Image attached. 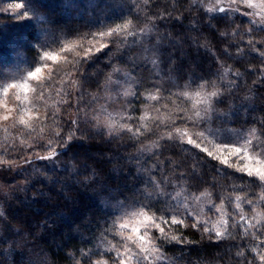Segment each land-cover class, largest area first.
<instances>
[{
    "label": "trees",
    "instance_id": "obj_1",
    "mask_svg": "<svg viewBox=\"0 0 264 264\" xmlns=\"http://www.w3.org/2000/svg\"><path fill=\"white\" fill-rule=\"evenodd\" d=\"M18 1L44 19L36 23L17 22L7 14L0 18V78L11 74L17 62L29 70H42L47 63L42 58L45 51L59 53L62 46L79 41L85 33L131 21L136 34L123 44H110L76 68L68 65L59 71L61 62L56 61L51 77L33 83L34 87L38 82L45 85V98H39L37 89L33 100L44 108V115L24 117L31 128L16 119L1 131L0 159L9 163H0V264H85L95 248L101 251L108 237L106 228L110 233L107 200L132 208L142 202L166 218L172 216V197L181 189H209L215 203L225 202V184L233 172L227 175L219 161L181 142L180 137L167 139V133L174 132L170 121L179 114L176 106L190 107L189 100L170 93L189 89L185 85L191 81L194 87L201 78L224 85L222 102L214 107L217 113L227 114L226 124L244 131L260 128L264 121V31L239 14L209 13L194 0ZM141 28L146 33L141 34ZM41 44L49 47L40 49ZM152 59H157L155 65ZM115 68L128 79L134 74L129 79L131 93L138 92L140 98L128 96L133 118L151 108L148 130H142V135L113 134L93 125V97L103 92ZM225 68L228 77L221 79ZM236 72L239 77L233 75ZM233 80L235 85H229ZM152 85L163 91L157 93ZM148 93L161 98L146 100ZM135 120H130L133 125ZM159 121L169 126L160 123L157 127ZM176 126L185 128L184 121L176 119ZM156 142L159 147H154ZM51 150L56 152L51 159L38 158L49 156ZM239 178V174L232 178L235 188ZM248 187L240 192L249 198ZM148 193L153 194L151 200L145 198ZM171 227L187 242H161L167 264H247L254 259L239 238L209 241L190 228ZM242 249L244 256L239 257ZM255 264H259L257 259Z\"/></svg>",
    "mask_w": 264,
    "mask_h": 264
},
{
    "label": "snow or ice",
    "instance_id": "obj_2",
    "mask_svg": "<svg viewBox=\"0 0 264 264\" xmlns=\"http://www.w3.org/2000/svg\"><path fill=\"white\" fill-rule=\"evenodd\" d=\"M147 2L148 0H145V3ZM220 2L221 0H217V4ZM237 2L238 0H232L233 4ZM262 2H264V0H262ZM246 6L250 8L255 7V5L251 3H246ZM17 7L19 8L21 5L18 4ZM227 10L228 9L223 7L216 8L213 6H209L206 9L209 13L216 11L225 13ZM232 10L238 11V9ZM22 15L31 19V17H28L27 11H25ZM244 15H254V13H244ZM35 19L37 21H42L44 18L36 16ZM48 23H51V21H48ZM252 23H255L259 30L264 31V20L260 23H256L255 21H252ZM146 31L147 30L144 28L139 29L141 34L146 33ZM249 31H251V29H249ZM135 34V29L131 21H127L123 25L108 27L97 32L85 33L80 37L81 43L78 46L68 45L62 47L60 48L59 53L45 51L42 58L56 61L58 55L73 52L75 48L78 47L83 52V55H81L80 51H76V57H78V59H69L67 56L63 57L66 64L76 68V66L81 63L89 62L97 52L109 47L110 44L117 42L123 44L129 36H133ZM221 35L223 36L225 34L221 33ZM55 42L56 41L53 40V43ZM37 43L39 42L37 41ZM85 43L89 46L85 47ZM248 43L252 44L253 42L249 40ZM97 44H99L98 47H96ZM47 47H49L47 44L40 45V49ZM146 51L151 50L148 49ZM150 62L155 65L157 63V59H152ZM40 71L41 68L37 67L35 72H29L28 75L29 77H34L36 73ZM114 71H119V69H114ZM54 72V69L50 71V77L54 74ZM228 72L229 69L225 68L224 76H222L221 79L226 78ZM233 75L239 77L240 73L236 72ZM133 78L134 74H129V79ZM194 83L195 81H191L187 87L190 89L191 84ZM229 85L234 86L235 81H230ZM16 87H18L17 84H8L4 88V92L7 93L10 88ZM152 87L156 89L157 93L163 91L156 85H152ZM224 87V85L201 78V83L196 85L197 90L195 92H191L190 90H181L175 93H170V95L176 96L177 99L180 100H192L193 96L197 99L192 104L191 108H181L180 105L176 106L179 114L175 119L170 121V127L174 129V132L169 131L167 133V139L175 140L177 137H180L181 142H184L183 137L186 136L188 137L186 141L188 144L198 148L201 152H205L211 159L217 160L220 164L226 165L227 167L234 168L236 172L243 173L249 177L250 179L247 181L249 186L259 187L261 189V194L256 198V200L248 199L243 202L251 205L255 211L258 206L264 207V121L261 122L260 128L253 127L246 131L220 126L212 127L216 121H220L221 124H226L228 122L225 118L227 114L217 113L214 107L216 103L222 102L220 98L223 96ZM44 88L45 85L38 82L32 91L37 92V89H40L38 96L41 100H43L45 98ZM208 89L213 90L208 91ZM128 94L129 93H125V95ZM131 95H133L136 99L140 98V94L138 92H133ZM160 98V96L152 93H148V95L145 96L146 100L153 101ZM93 99H96V97H93ZM129 103H131V101H129ZM101 111H106V109L102 106ZM20 112L23 113L22 108L20 109ZM3 119L7 121L9 116L5 115ZM127 119L131 120L133 117L129 115L127 116ZM140 119L144 120L145 117L141 116ZM176 119L184 121V131H181L180 127L176 126ZM18 123L29 128L32 127V125L28 124V122L24 119L23 114L20 115ZM77 123V120H72V124L76 125ZM160 123H165L166 127L169 126V124L164 121L157 122L156 126L159 127ZM108 127L112 129L115 125L113 123H109ZM142 127L133 128L130 124L120 125L121 131L132 133L134 136L143 134ZM189 128L199 129V131L189 135ZM74 135L75 133L70 135L68 137V141H70ZM57 136H59V133H57ZM161 139H163V137ZM51 143L52 141H49V144ZM205 144L211 145L212 147L204 146ZM154 147H159V143L156 142ZM55 155V150H51L49 156L38 158L51 159ZM233 158H235V163L232 162ZM242 160L245 162L241 163ZM0 163L7 164L9 161L0 159ZM257 181L259 183H257ZM182 192L183 189L176 192L172 199L175 200ZM160 194L163 193L161 192ZM152 195V193H148L145 198L151 200ZM211 195L212 194L210 192L205 190V192L200 193L199 196H195L194 199L200 200L204 196H207L210 200ZM235 199L237 201L235 204V214L230 213L225 209V202L222 199L220 205L212 204V207L220 213V219L211 223V226H209V221H202L198 218H194L195 222L192 223L191 227L197 230H200L202 227L203 232L208 236V238L210 240L214 239L215 241L236 239V235L231 230L239 229L241 239H247L251 236V238L257 242L252 246V251L259 253L260 264H264V251H262L264 250V238H262L264 237V213L256 212V217L258 218L256 219V223L253 224L244 214L241 202L242 198L237 196ZM170 207L172 206L170 205ZM183 208V213L178 207L172 208L173 212L176 214L166 218L164 215L157 216L156 213L151 212L150 205H145L140 202L139 207H134L129 211H125L121 216H118L116 220H113L110 231L114 236L119 235L121 239L117 242V244H113L111 248L106 250L108 252H116V256L112 258V264H167L168 257L164 254L162 245L158 242L161 240L176 242L178 244L187 242L179 235H169V231H174L171 227L173 225L187 227L185 216H192V212L187 211L188 206L186 204L183 205ZM236 216H238L239 219H237ZM162 225L166 226L169 231H166V227H163ZM153 229L158 230L160 235L156 236ZM108 232L109 229L106 228L104 233L105 237H107ZM121 249L123 250L121 251ZM237 255L239 257H243V249L238 252ZM97 264H108V262L106 260L98 261ZM247 264H255V258L253 261L247 262Z\"/></svg>",
    "mask_w": 264,
    "mask_h": 264
},
{
    "label": "rangeland",
    "instance_id": "obj_3",
    "mask_svg": "<svg viewBox=\"0 0 264 264\" xmlns=\"http://www.w3.org/2000/svg\"><path fill=\"white\" fill-rule=\"evenodd\" d=\"M194 2L202 5L203 7H205L206 9L209 6H213L216 8L219 7H223L228 9L226 11V13H228L230 16L232 15H240L241 17H244L246 19H248L251 23L252 21H255L256 23H260L262 20H264V2H262V0H238L237 3L233 4L232 0H221V2L219 4H217V0H194ZM246 3H251L253 5H255V7L250 8L246 6ZM21 5V7H17V5ZM232 9H238V11L232 10ZM27 11L28 12V17H31V19L24 17L22 14ZM218 12V11H216ZM215 13V12H213ZM244 13H254V15H244ZM9 15L11 17H13L14 21H35L36 23L38 22L35 17L37 16V14L31 10H28L21 2H19L18 0H0V18L3 15ZM3 21H0V24ZM255 26L256 24L253 23ZM81 43V41L77 40V41H73L72 43H68L62 47L68 46V45H72V46H78ZM89 45H87L85 43V47H88ZM99 44L96 45V47H98ZM76 51H80L81 55H83V52L81 49H79L78 47L75 48V50L73 52L70 53H63L58 55V58L56 61L61 62V65L58 66V70L59 71H63V70H67L68 69V64L66 65L65 60H64V56H67L69 59L72 58H77L76 57ZM16 60V59H15ZM45 64H43V69L36 73V75L34 77H29L28 73L29 72H35L34 70H29V68L27 66H25L24 63H20L17 62L14 65H16L15 67H13L11 74H6L4 78H0V140L2 139L3 133H1L2 130H5V126H11L13 125V123H15L16 119H20V115L23 114L24 117H33L35 119H39L40 117H42L44 115V108H40L39 106H36V104H34V95L35 93L32 91L35 84V81H38V79H42L44 76H48L50 75V71L52 70V66L55 64L56 61H52V60H47L44 59ZM23 62V60H22ZM51 64V65H50ZM0 69L3 70L2 66H0ZM116 69V68H115ZM57 71V72H59ZM13 73V74H12ZM206 77V76H205ZM228 77V75L226 76V78ZM17 79V81H16ZM209 79V78H207ZM16 82V83H15ZM34 83V84H33ZM8 84H17L18 87L16 88H10L8 90L7 93L4 92V88L8 85ZM197 84V83H196ZM33 85V86H32ZM131 83H129V79L128 77L124 74V73H120L119 71H112L110 79L108 80V83L105 85V87L103 88V92L99 93L98 96H96L95 99V103L92 105V111L90 113V117L91 120L93 122V125L98 128V129H102L105 130L109 133H113V134H117L118 132L122 133L123 131H121L120 129V125L121 124H130L132 126H134V128L136 127H142V130H148V127H146V124L148 122L150 118V114H151V108H145L143 109V114L142 116L145 117L144 120H141L140 117L138 119L135 120V118L131 119L136 121V124L133 125L132 121L127 119V116L131 115L133 117V115L130 113V105H129V100H128V96L130 97L131 94ZM187 87V85H185V88ZM191 91V92H195L196 89V85H194V87H191L190 89H186L184 91ZM213 89H208V91H212ZM125 93H129L128 95H125ZM197 98L195 96H193L192 100L190 101V107L191 108L192 104L195 102ZM36 103V102H35ZM102 106L106 109V111H101ZM45 107V106H44ZM23 109V113H21L19 110ZM30 108V109H29ZM34 111L35 110L37 112L29 114L26 113L25 111ZM43 113V114H42ZM222 113V112H221ZM7 115L9 116V119L7 121H5L3 119V117ZM25 119V118H24ZM37 120H35L36 122ZM109 123H113L115 125L114 128L110 129L108 127ZM146 128H145V127ZM229 127L227 124H221L220 121H216L212 127ZM181 131H184L185 128L184 126H180ZM234 129V128H232ZM238 130V129H237ZM199 131V129H192L189 128L188 132L189 135H191L194 132ZM246 131V130H245ZM188 137H183V141L184 143L188 144L187 141ZM195 138V137H193ZM1 146V145H0ZM191 147H193L196 151H200L198 148H195L193 145H190ZM204 146L207 147H212L211 145H207L205 144ZM204 156H207L205 152H203ZM208 157V156H207ZM210 158V157H208ZM211 159V158H210ZM213 160V159H212ZM217 161V160H215ZM233 163H235V158H233L232 160ZM245 161H241V163H244ZM223 165V164H222ZM224 168H226V174H231V172H233L232 178L235 177V175L239 174L240 178L238 179V182L236 184V188L234 187V182L233 179L231 178V180H229L226 184V191L228 192V194H226V198H225V203H224V207L225 209L230 212L235 214L236 213V209H235V204H236V197L240 196L242 198V207L244 209V214L246 215V217L253 223H256V219L258 217H256V212H260V213H264V207H257L255 209V211L253 210L252 206L243 202L245 200L251 199V200H256V198L261 194V189L259 187H252L249 186V184L247 183V185L249 186L248 188H250V193L251 197L249 196H242L243 194L240 191H243L244 188H246V184L241 181H248L250 178L247 177L246 175H244L243 173H239L236 172L234 168H230L227 167L226 165H223ZM257 183H259L257 181ZM227 185V186H226ZM182 187V186H181ZM181 187L179 186V189H181ZM0 191H3V187L0 184ZM181 191V190H179ZM238 191V193H237ZM254 191V192H253ZM205 192V189L202 188H192L191 190L184 191L181 193V195L179 197H177L174 200V205H172L173 208H180V211L183 213L184 212V208L183 205H187V211L192 212V216H185V220H186V224L187 227H182L179 225H173V226H179L182 228H190L193 232H195L197 234V236H199L200 238H202L203 240H209L208 236L203 232L202 227L200 228V230L194 229L191 227L192 223L195 222L194 218H198L202 221H209V226H211V223L216 222L218 219H220V213H218L216 211V209L214 207H212V204L215 205H220L221 204V200L217 201V203H215L214 201V195L212 194V192H210V190L208 189V192H210L211 195V203L209 200V197L204 196L202 199L200 200H196L194 199L195 196H199L200 193ZM232 198V199H231ZM234 200V201H233ZM110 214H111V218H112V222L113 220H116L118 216H121L125 211H129L132 209V207H128L120 204L119 202H117L116 200H107L106 201V205H105ZM171 207L170 210V214L171 215H175L176 213L173 212ZM151 214V213H150ZM237 219H239L238 216H236ZM231 223V220H230ZM163 227H166L164 225H162ZM231 230V229H230ZM154 233L156 236H159L160 233L158 230L153 229ZM166 231H169L168 228L166 227ZM234 232V234L236 235V238H239L240 240H244L247 245L248 248L246 249L247 253H250L255 259H257L258 263L260 264V260H259V253L258 252H253L252 251V246L255 245L257 242L255 240H253L251 238V236H249L247 239H241L240 238V230L236 229V230H231ZM172 234H176L181 236L182 238H184L182 235H180L179 233H177V231H169V235ZM214 236V234H213ZM264 238V237H262ZM121 237L119 235H113V233L110 231V233L108 234L107 240H105L102 244V249L101 251H99L100 249L97 247L95 248L94 253L91 254V256H89L86 260L85 264H97L98 261H107L108 264H112V258H114L116 256V252L112 251V252H108L106 251L107 249L111 248L113 244H117L118 241H120ZM214 240V239H212ZM225 240H234V239H225ZM103 241V240H102ZM163 240L159 241L158 243L161 244ZM223 241V240H221ZM123 249H121L122 251ZM264 251V250H262Z\"/></svg>",
    "mask_w": 264,
    "mask_h": 264
}]
</instances>
